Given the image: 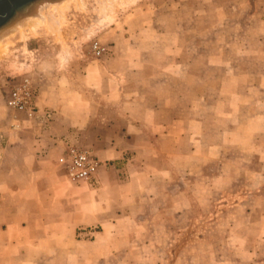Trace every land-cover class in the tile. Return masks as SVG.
<instances>
[{
    "label": "rangeland",
    "instance_id": "374dc122",
    "mask_svg": "<svg viewBox=\"0 0 264 264\" xmlns=\"http://www.w3.org/2000/svg\"><path fill=\"white\" fill-rule=\"evenodd\" d=\"M50 1L31 4L45 17L41 23L35 17V26L26 23L0 39V131L18 116L36 114L44 106L58 108L62 117L55 130L62 145L58 162L65 169L70 146L88 150L98 161L92 181L102 164L96 138L103 135V128L124 126L120 111L134 114L131 102L150 94L165 100L168 107L155 111L171 119L172 133L204 132L198 159L206 154L215 158L203 172L198 160L190 174L177 170L173 182L161 187L149 184L137 207L142 216L131 221L127 233L109 238L105 263L99 261V251L81 245L80 236L72 257L81 264H264V202L256 204L262 217L250 219L246 214L256 203L251 201H257L254 194L264 192V36L262 42L249 38L251 28L243 9L247 0ZM237 4L239 11L233 10ZM95 44L104 48L102 53L95 52ZM149 70L155 75L148 76ZM238 75L242 76L239 82ZM25 77L36 90L34 111L10 107L5 100L7 90ZM144 82L157 87L135 91L138 96L132 87ZM246 82L259 83L261 89L244 90ZM233 86H239L240 96L225 91ZM105 97L111 100L104 101ZM239 99L245 108L220 107V121L213 123L215 100L235 103ZM119 100L126 103L117 105ZM218 127L221 132L215 137L212 128ZM219 145H225L220 155L232 159L239 172L231 182L220 180L211 190L204 188L209 181L204 174L216 171ZM123 164L121 160L118 166ZM64 174L68 181L82 183ZM186 179L195 201L186 203L182 195L184 202L172 207L171 196L186 188ZM199 193L207 195L200 202ZM41 194L36 203L41 211L84 204L78 188L59 194L66 199L64 204L44 190ZM212 198L225 206H216ZM122 243L135 246L133 260L127 245L120 251L112 249ZM219 244L226 247L220 249ZM235 246L238 249L232 250ZM60 254L67 257L66 252Z\"/></svg>",
    "mask_w": 264,
    "mask_h": 264
},
{
    "label": "crops",
    "instance_id": "0c3cea01",
    "mask_svg": "<svg viewBox=\"0 0 264 264\" xmlns=\"http://www.w3.org/2000/svg\"><path fill=\"white\" fill-rule=\"evenodd\" d=\"M240 9V5H233V10ZM243 9L251 28L248 32L249 38L262 42L264 0H247V7ZM237 42L241 43L240 40ZM247 43H243L245 48ZM154 75L155 71L149 70L148 76ZM241 77L237 76L238 82ZM156 87L144 82L135 84L132 90L134 93L150 92ZM243 89L257 91L261 89V84L246 82ZM225 91L235 97L240 96L239 86L227 88ZM103 100L110 101L111 98L105 97ZM125 103V100L117 101V105ZM247 104L250 105L249 102L246 106ZM214 105L216 110L213 123L220 121V107L227 105L245 108L240 99L235 103L215 100ZM131 106L134 110L132 116L120 111L123 114L120 121L126 123L124 126L103 128V135L96 138V153L102 160L99 174L92 181L82 180L81 184L68 181L64 174L66 170L58 162L62 150V145L55 137V130L62 118L58 108L52 110L55 107L44 106L43 110H50L44 111V114L43 110L35 108L36 114L21 115L6 122V126L0 131V264H55L57 261H62L61 264H81L80 260L72 257L77 236L82 237L80 243L85 249L99 251V261L105 263L103 259L107 257L110 249V244L107 243L109 238L112 236L117 239L127 233L131 221L136 222L142 216L137 207L149 184L157 187L164 186V182L169 184L175 180L177 170L190 174L195 171L198 160L201 161L200 169L203 172L208 162L215 159L207 154L198 159L197 152L201 144L199 140L205 135L203 131L187 132L184 129L183 132H171V119L167 115L156 114L155 111L168 107L164 99H155L150 94L142 95L133 100ZM87 120L94 121L95 118ZM102 121L100 118V122ZM212 131L213 136L219 137L221 128H212ZM189 138L194 140L188 142ZM224 147L225 145H219L215 150L219 161L215 162V172L211 175L204 174L209 180L204 188L212 190L220 180L222 183L228 180L231 182L239 172L238 168L232 166V159L227 161L220 155ZM121 160H124V164L119 167ZM226 163L231 165L227 166ZM187 181L189 180L186 179L185 189H180L171 196L172 207L177 208L178 203L181 205L184 202L181 200L182 195L186 203L192 205L195 201L188 189L191 184ZM76 188L80 190L84 204L74 202L72 206L67 204L62 210L53 211H41L36 206L43 197V190L49 196L53 194L57 203L64 204L66 199L59 197V194L64 195L65 189L70 191ZM206 196L199 193L196 200L200 202ZM254 200L257 201L251 202L256 203H251L250 209L246 211L251 216L250 219L262 217L256 210V204L264 202V192L254 194ZM212 202L216 206H225L213 198ZM132 244H115L112 249L120 251L127 245L129 259L133 260L135 246ZM225 247L219 246L220 249ZM237 249L236 246L232 248ZM256 249L255 246L254 250ZM61 251L66 252L67 257H60Z\"/></svg>",
    "mask_w": 264,
    "mask_h": 264
},
{
    "label": "built area",
    "instance_id": "2783aa9c",
    "mask_svg": "<svg viewBox=\"0 0 264 264\" xmlns=\"http://www.w3.org/2000/svg\"><path fill=\"white\" fill-rule=\"evenodd\" d=\"M95 52L100 54L103 49L94 45ZM35 88L30 78H23L17 85L6 92V102L10 107L20 110H35ZM67 174L77 180H91L97 170L98 161L88 150L70 146L65 157Z\"/></svg>",
    "mask_w": 264,
    "mask_h": 264
},
{
    "label": "bare ground",
    "instance_id": "6f19581e",
    "mask_svg": "<svg viewBox=\"0 0 264 264\" xmlns=\"http://www.w3.org/2000/svg\"><path fill=\"white\" fill-rule=\"evenodd\" d=\"M40 2V0H32V1H30V2H27L23 7H21V8H19V9H17V11H14L13 12V14L11 15V17H9L7 20H5L3 23H1L0 24V39H2L3 38V36L4 37H6L5 36V34L6 35H8L9 34V32H11V34L13 33L12 31H14L15 29L17 30V29H22V27H24L25 26V24L27 23V24H33L34 25V23L37 21V19H35V17H40L41 18V20H40V23L42 22V20H44V18H42L43 17V14L40 12V8H38V6H32L31 4H34L35 2ZM54 1V0H53ZM53 1H50V2H53ZM63 0H60V2L59 3H61ZM65 1V0H64ZM68 1V0H67ZM50 2H48V3H50ZM56 2V1H55ZM58 3V2H57ZM56 3V4H57ZM43 4V3H42ZM42 6V5H41ZM35 8V9H34ZM56 8V7H55ZM34 9V10H33ZM33 10V11H32ZM32 11V14L30 13ZM43 11V10H42ZM30 13V15H31V18L29 19L28 18V14ZM44 13V12H43ZM27 15V18H26V21L24 20H22L21 18L22 17H24V16H26ZM29 15V16H30ZM28 20V21H27ZM22 21L24 22V23H22ZM39 21V20H38ZM38 22H36V24H37ZM22 24H23V26H22ZM17 25H19V26H17ZM28 25V26H29ZM39 25V24H38ZM31 26V25H30ZM35 26V25H34ZM31 27H33V26H31ZM0 42H1V40H0ZM2 43V42H1ZM0 43V44H1Z\"/></svg>",
    "mask_w": 264,
    "mask_h": 264
},
{
    "label": "water",
    "instance_id": "95a60500",
    "mask_svg": "<svg viewBox=\"0 0 264 264\" xmlns=\"http://www.w3.org/2000/svg\"><path fill=\"white\" fill-rule=\"evenodd\" d=\"M32 0H0V24L7 20L20 6Z\"/></svg>",
    "mask_w": 264,
    "mask_h": 264
},
{
    "label": "flooded vegetation",
    "instance_id": "af4514ba",
    "mask_svg": "<svg viewBox=\"0 0 264 264\" xmlns=\"http://www.w3.org/2000/svg\"><path fill=\"white\" fill-rule=\"evenodd\" d=\"M25 4H26V3H25ZM25 4H24V5H25ZM24 5H22V6L18 7L17 9H19V8L23 7ZM17 9H16L15 11H17Z\"/></svg>",
    "mask_w": 264,
    "mask_h": 264
}]
</instances>
